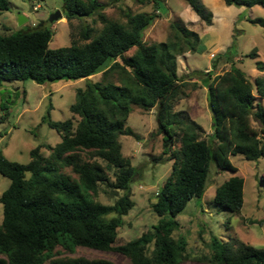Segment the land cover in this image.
<instances>
[{"label":"trees","instance_id":"16d2710c","mask_svg":"<svg viewBox=\"0 0 264 264\" xmlns=\"http://www.w3.org/2000/svg\"><path fill=\"white\" fill-rule=\"evenodd\" d=\"M134 1L152 4L154 13L127 15V24H123L104 15L100 0H62L63 17L68 22L98 17L103 25L95 35L92 28L83 29L85 44L73 41L70 46L50 49L54 32L40 25L27 32L0 34V85L27 80L39 85L86 80L70 108L73 118L54 122L50 110L44 118L60 135L58 144H39L30 151L27 164L8 160L0 150V177L10 181L0 197V264H114L83 258L55 259L58 248L74 253L79 247L116 250L131 264H178L184 257L186 241L172 237L179 228L177 217L190 200L200 202L212 166L236 173L231 156L241 155L248 161L264 158V78L252 83L234 65L214 77L211 71L195 72L205 76L203 86L212 113L213 134L204 139L203 127L188 113L174 112L175 103L187 96L184 89L190 84L178 75V58L198 53L201 37L179 21L171 24L169 41L145 44L144 32L159 17L166 0ZM185 1L200 20L212 25L213 14L202 0ZM223 1L227 6L264 7V0ZM0 9L8 10L6 0H0ZM251 22L264 31V18ZM133 48L135 52L127 56ZM225 54L230 59L229 53ZM256 67L264 71L263 62ZM100 73L99 81L90 80ZM133 106L145 111L157 108V133L163 135L164 154L174 163L152 205L159 217L153 231L113 247L122 216L134 206L131 184L140 175L122 154L119 141L120 136L139 139L127 126ZM1 109L5 114L0 124L9 116L4 102ZM253 121L258 128L252 126ZM175 131L181 134L179 150L172 149ZM42 148L48 156L43 155ZM80 152L90 153L106 166L84 161ZM67 168L77 177L67 174ZM109 169L114 170L112 183ZM260 183L264 185V176ZM100 184L122 191L123 196L113 205L95 201L92 196ZM214 204L239 214L244 204V179L234 176L220 185ZM151 245L153 250L148 254ZM211 247L207 261L212 264H264V249L244 243L236 246L217 237H212Z\"/></svg>","mask_w":264,"mask_h":264},{"label":"rangeland","instance_id":"374dc122","mask_svg":"<svg viewBox=\"0 0 264 264\" xmlns=\"http://www.w3.org/2000/svg\"><path fill=\"white\" fill-rule=\"evenodd\" d=\"M8 10L0 9V34L27 32L40 25L50 27L54 35L49 42L50 49L67 47L76 42L85 44L81 37L86 27L97 34L103 27L98 17L81 20H68L64 17L50 23L49 17L61 10L62 0H6ZM104 5V15L109 19L127 24V15L154 13L152 4H139L134 0H100ZM205 7L213 14L212 25L208 26L199 19L185 0H166L159 17L144 32L143 41L147 45L167 42L172 38L171 24L181 21L188 29L201 37V48L196 54L185 55L178 62L179 77H194L196 82L184 89L187 96L175 103L174 112L185 111L203 127L204 139L211 138L212 113L208 107L207 89L203 86L204 75L195 72H208L217 75L230 70L231 65L240 68L251 80L264 78V71L256 67L264 63V31L251 20L264 18V7L227 6L223 0H202ZM19 16L23 24H19ZM136 48L126 55L131 56ZM229 53L227 59L225 53ZM253 54V55H252ZM213 55V56H212ZM252 55V56H251ZM256 73V74H255ZM102 73L90 77L93 82L101 79ZM258 80V79H257ZM86 80L54 81L39 85L34 81L6 82L0 85V117L5 114L1 103L8 106L9 116L0 124V150L13 162L27 164L29 153L39 144L55 146L61 141L60 135L44 118L50 110L51 120L63 122L73 118L70 108L76 102L77 89L85 86ZM264 106V100L262 101ZM157 108L145 111L133 106L127 126L139 136H120L122 154L131 160L140 175L131 184L133 208L122 216V225L117 229V239L113 247L125 245L153 231L159 217L153 212L156 194L170 176L173 160L164 154L163 135L157 133ZM75 119H78L77 117ZM258 128L256 122H252ZM181 134L174 132L173 150L181 147ZM44 156L49 152L42 148ZM84 161H98L88 152H80ZM231 163L237 168L236 173L220 171L212 166L207 188L200 202L192 199L185 210L177 217L179 228L172 237L175 240L184 238L186 249L183 259L178 264H212L207 261L212 255L211 239L217 237L223 242L238 245L244 243L264 249V185L260 179L264 176V158L248 161L241 155L231 156ZM73 178L77 176L70 168L64 170ZM238 176L244 179V204L239 214H232L214 204L216 189L230 178ZM108 177L114 182V170H108ZM10 181L0 177V197L9 187ZM123 196L107 184H100L98 192L92 198L105 205H113ZM115 217L110 215L109 218ZM3 219V206L0 203V223ZM153 245L148 254H151ZM55 259L83 258L88 260H106L114 264H131V261L116 250L99 251L79 247L74 253L58 248Z\"/></svg>","mask_w":264,"mask_h":264},{"label":"water","instance_id":"95a60500","mask_svg":"<svg viewBox=\"0 0 264 264\" xmlns=\"http://www.w3.org/2000/svg\"><path fill=\"white\" fill-rule=\"evenodd\" d=\"M63 17V13L61 10H57L55 13H53L48 21L50 23H54L55 21H58L59 19H61ZM19 24L22 25L23 24V17L19 16ZM43 23L41 22L40 25H42Z\"/></svg>","mask_w":264,"mask_h":264},{"label":"crops","instance_id":"0c3cea01","mask_svg":"<svg viewBox=\"0 0 264 264\" xmlns=\"http://www.w3.org/2000/svg\"><path fill=\"white\" fill-rule=\"evenodd\" d=\"M186 55H189V54H186ZM182 58L185 59V61H187V58H186L185 56H182V57H179V58H178V62H179V60L182 59ZM255 74H256V73H255ZM248 78H249V77H248ZM259 78H261V77H256V79H255L254 81L251 80L250 78H249V79H250V81H251L252 83H255V81H256L257 79H259ZM182 79L184 80V82H188V83L196 82V81H195V78H194V77H191V76L188 77V78H182ZM201 82L204 84V81H203V80H202ZM263 100H264V99H263ZM263 100H262V101H263ZM193 120H194V118H193Z\"/></svg>","mask_w":264,"mask_h":264},{"label":"built area","instance_id":"2783aa9c","mask_svg":"<svg viewBox=\"0 0 264 264\" xmlns=\"http://www.w3.org/2000/svg\"><path fill=\"white\" fill-rule=\"evenodd\" d=\"M213 56V55H212Z\"/></svg>","mask_w":264,"mask_h":264}]
</instances>
